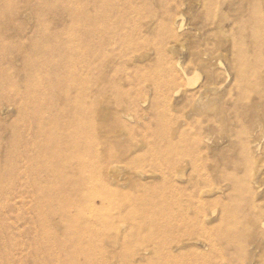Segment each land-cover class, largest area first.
Here are the masks:
<instances>
[{
	"label": "rangeland",
	"instance_id": "obj_1",
	"mask_svg": "<svg viewBox=\"0 0 264 264\" xmlns=\"http://www.w3.org/2000/svg\"><path fill=\"white\" fill-rule=\"evenodd\" d=\"M125 1L68 100L83 1L0 0V264H264V0Z\"/></svg>",
	"mask_w": 264,
	"mask_h": 264
},
{
	"label": "bare ground",
	"instance_id": "obj_2",
	"mask_svg": "<svg viewBox=\"0 0 264 264\" xmlns=\"http://www.w3.org/2000/svg\"><path fill=\"white\" fill-rule=\"evenodd\" d=\"M83 1V4H82V6L80 7V9H81V14H80V22H81V26H80V35H81V40H80V43H79V47L81 48V52H82V58H81V72H79V75H74V78L73 79H71V81L69 82V83H67V87H64V89H63V91H61L60 92V98L61 99H68L67 98V96L69 95L68 93H70V90H74V88H77V89H81V87H91L90 86V78H92L93 79V81L95 80L94 78H96V76L99 74V73H101V68L103 67L102 66V63L105 61L104 59H105V56L107 55V54H105V51H104V47H106L105 45H107V43L109 44V45H111L110 43H116V46L118 45V48H119V50L121 49H126V47H127V45L128 44H131V43H134V42H131V43H129V41H130V39H129V36H128V34L127 33H125V28H126V24H124L125 22L123 21V19L124 18H126V17H124L125 15H123V14H126V12L127 11H129V10H126L127 9V7L128 6H126L127 4H129L128 2L130 1H128V2H126L125 1V6H126V9H124V6H122V7H118L117 5H119V3L117 4V5H114V2H113V5H107V12H108V14H107V16H104L105 15V13L103 14V13H100L101 12V9H102V4H101V6H100V0H82ZM113 1V0H112ZM115 1V0H114ZM121 1V0H120ZM132 1H134V0H132ZM136 1V0H135ZM134 1V2H135ZM141 1V0H140ZM145 1V0H144ZM159 1V0H158ZM161 1H163V0H161ZM166 1V0H165ZM164 1V2H165ZM110 2V1H109ZM119 2V1H118ZM124 2V1H123ZM122 2V3H123ZM145 2H147V1H145ZM145 2H143V3H145ZM148 2H149V0H148ZM154 2V1H153ZM164 2L162 3V4H159L160 6L161 5H163L164 4ZM117 3V2H116ZM127 3V4H126ZM141 4H142V1L140 2ZM155 3H157V2H155ZM159 3H160V1H159ZM81 4V3H80ZM107 4H108V1H107ZM131 5L133 4V3H130ZM137 4H139L138 2H137ZM146 4V3H145ZM145 4L143 5V6H145ZM147 4H149V3H147ZM165 4H168V3H165ZM135 5V4H134ZM171 5V4H170ZM170 5L169 6H166V7H170ZM173 5V4H172ZM175 5V4H174ZM173 5V6H174ZM142 6V5H141ZM148 6V5H147ZM150 6H151V4H150ZM157 6V5H156ZM100 7H101V9H100ZM138 6H136V8H137ZM139 7H140V5H139ZM175 7V6H174ZM178 7V6H177ZM177 7H176V10H177ZM82 8H83V10H82ZM128 8H130V7H128ZM133 8V7H132ZM141 8V7H140ZM144 7H142V9H143ZM152 8V7H151ZM149 9H150V7H149ZM153 9V8H152ZM156 9V8H155ZM158 9H159V7H158ZM136 10V9H135ZM137 10H139V9H137ZM136 10V11H137ZM166 10V9H165ZM173 10V9H172ZM176 10H173V11H175L176 12ZM91 11H92V13H91ZM105 11V10H104ZM126 11V12H125ZM134 11V10H133ZM141 11H144V10H141ZM147 11H148V9H147ZM168 11H169V9H168ZM138 12V11H137ZM145 12V11H144ZM153 12V11H152ZM162 13L161 14H163V12L164 11H161ZM175 12H173L174 14H175ZM177 12H178V10H177ZM128 13V12H127ZM145 13H147V12H145ZM149 13V12H148ZM151 13V12H150ZM149 13V14H150ZM168 13H170L171 14V12H168ZM179 13V12H178ZM177 13V14H178ZM181 13V12H180ZM131 14V13H130ZM101 15H102V17H101ZM127 15V14H126ZM128 15H129V13H128ZM134 15H136V14H134ZM143 15V14H142ZM146 15V14H145ZM154 15V14H153ZM156 15V14H155ZM154 15V16H155ZM173 15V14H172ZM176 15V14H175ZM181 15V14H180ZM179 15V16H180ZM131 16V15H130ZM130 16H128V17H130ZM147 16V15H146ZM145 16V17H146ZM114 17H115V19H114ZM124 17V18H123ZM133 17V16H132ZM136 17V16H135ZM138 17H139V14H138ZM141 18H142V16H141ZM147 18V20H148V17H146ZM153 18V17H152ZM164 18H165V14H164ZM179 18V17H178ZM181 18H182V16H181ZM132 19V18H131ZM139 19V18H138ZM163 19V18H162ZM161 19V20H162ZM171 19V18H170ZM175 18L173 17V19H171V23H172V20H174ZM177 19V18H176ZM128 20V19H127ZM135 20V19H134ZM137 20V19H136ZM142 20H143V18H142ZM156 20V19H155ZM167 20V19H166ZM165 20V21H166ZM177 20H179V19H177ZM176 20V21H177ZM129 21V20H128ZM150 21H152V20H150ZM127 22V21H126ZM132 22V21H131ZM138 22V21H137ZM137 22L135 23V22H133V23H135V24H137ZM144 21H142V22H140V24L141 23H143ZM147 22V21H146ZM154 22V21H153ZM169 22H170V20H169ZM145 23V22H144ZM152 23V22H151ZM150 23V24H151ZM175 22H173V24H174ZM236 23V22H235ZM244 23V22H243ZM146 24V23H145ZM144 24V25H145ZM149 24V23H148ZM170 23H168V25H169ZM128 25V24H127ZM147 25V24H146ZM145 25V26H146ZM171 25V24H170ZM176 25V24H175ZM239 26H241V25H239ZM243 26H244V24H243ZM135 27V26H134ZM143 27V26H142ZM165 27H167V26H165ZM165 27L164 28H162V29H165ZM177 27V26H176ZM245 28H246V26H244ZM128 28V27H127ZM126 28V29H127ZM147 28V27H146ZM156 28V27H155ZM179 28H181V25H180V27ZM236 28H238V27H236ZM133 30H134V28H132ZM131 28L129 29V30H132ZM141 29V28H140ZM140 29H139V31H140ZM143 29V28H142ZM145 29V28H144ZM159 29V28H158ZM157 29V30H158ZM161 29V30H162ZM182 29V28H181ZM180 29V30H181ZM241 29H242V27H241ZM244 29V28H243ZM122 30H123V32H122ZM153 30V29H152ZM161 30H159V31H161ZM168 30V29H167ZM173 30H174V28H173ZM177 30H178V28H177ZM235 30H237V29H235ZM142 31V30H141ZM154 31V30H153ZM169 31V30H168ZM168 31H167V35H169L168 34ZM175 31V30H174ZM173 31V32H174ZM233 31V30H232ZM162 32H164L163 30H162ZM161 32V33H162ZM172 32V31H171ZM178 32H179V30H178ZM128 33H129V31H128ZM136 33H138V32H136ZM147 33H150V30H149V32H147ZM146 33V34H147ZM158 33V32H157ZM157 33H155V34H157ZM165 33H166V31H165ZM236 33V32H235ZM154 34V33H153ZM152 34V35H153ZM159 34H160V32H159ZM173 34V33H172ZM172 34H170V35H172ZM136 35V34H135ZM134 35V36H135ZM139 35V34H138ZM138 35H137V37H138ZM149 35V34H148ZM174 35H176V34H173V36ZM235 35V34H234ZM162 36V35H161ZM173 36H171L172 38H173ZM237 36H238V34H237ZM242 36V35H241ZM131 37H132V35H131ZM156 37H158V35L156 36ZM170 37V36H169ZM146 38V37H145ZM178 38V37H177ZM176 38V39H177ZM241 38V37H240ZM147 39H149V38H147ZM152 39H154V37H152ZM175 39V38H174ZM242 39V38H241ZM132 40H133V38H132ZM131 40V41H132ZM137 40V39H136ZM151 40V39H150ZM106 41H108V42H106ZM139 41V40H138ZM137 41V42H138ZM141 41V40H140ZM140 41H139V43H136L137 45L139 44L140 45ZM146 41V40H145ZM160 41V40H159ZM106 42V43H105ZM162 42H163V40H162ZM234 43V42H233ZM135 44V43H134ZM148 44V43H147ZM158 44V43H157ZM161 44V43H160ZM235 44V43H234ZM238 45L239 44H241L240 42L239 43H237ZM137 45L135 46V48L137 47ZM156 45V44H155ZM154 45V46H155ZM236 45V44H235ZM238 45L236 46L237 48H238V50H239V54H238V56H237V58H236V62H235V66H236V71H237V73H238V77H239V80L237 81V83H238V85L240 86V87H242V85H243V81H242V73H243V71H244V63L242 62V59L240 58V54H241V52H242V46L241 45H239V47H238ZM108 46V45H107ZM112 46V45H111ZM146 46V45H145ZM157 46H159V44L157 45ZM113 47V46H112ZM114 47H115V45H114ZM113 47V48H114ZM140 47V46H139ZM139 47H137V48H139ZM153 47V46H152ZM151 47V48H152ZM109 48H110V46H109ZM113 48H112V50H113ZM131 48V47H130ZM132 48H134V47H132ZM134 48V49H135ZM140 48H142V47H140ZM145 48V47H144ZM150 48V47H149ZM153 48H155V47H153ZM158 48V47H157ZM156 48V49H157ZM162 48V47H161ZM160 48V49H161ZM108 49V48H107ZM106 49V50H107ZM133 49V50H134ZM143 49V48H142ZM141 49V50H142ZM146 49V48H145ZM144 49V50H145ZM221 49V48H220ZM241 49V50H240ZM132 50V51H133ZM136 50H138V49H136ZM144 50H142V51H144ZM224 50V49H223ZM237 50V49H236ZM146 51H147V49L145 50V53H146ZM152 51V50H151ZM157 51H159V49L157 50ZM206 51V50H205ZM204 51V53H205V55H206V52ZM214 52H215V50H213ZM213 51H212V54H213ZM80 52V51H79ZM113 52V51H112ZM118 52V51H117ZM125 52H128V51H125ZM124 52V53H125ZM161 52V51H160ZM234 52V51H233ZM116 53V52H115ZM118 53H120V52H118ZM122 53H123V51H122ZM123 53V54H124ZM129 53V52H128ZM134 53H136V51L134 50ZM140 53H141V51H140ZM143 53V52H142ZM162 53V52H161ZM231 53H232V51H231ZM236 53V54H235ZM235 53H232L233 55L235 54V55H237V53L238 52H236L235 51ZM114 54V53H113ZM113 54H111V56H112V58L113 57H115V56H113ZM122 54V55H123ZM127 54V53H126ZM151 54V53H150ZM218 54V53H217ZM232 54H231V56H232ZM121 55V53L119 54V55H116V56H120ZM132 55H134L133 53H132ZM131 54H129V56H132ZM145 55H147V54H144V57H145ZM164 55V54H163ZM201 55V54H200ZM200 55H199V57H200ZM204 55V57H206ZM208 55H210V53L208 54ZM234 55V56H235ZM109 56V55H108ZM107 56V57H108ZM110 56V57H111ZM127 56V55H126ZM125 56V57H126ZM166 56V55H165ZM160 57L161 56H159V59H160ZM167 57V56H166ZM168 57H170V56H168ZM208 57H210V56H208ZM219 57V56H218ZM109 58V57H108ZM111 58V59H112ZM120 58H122V57H120ZM124 58V57H123ZM122 58V59H123ZM143 58V57H142ZM212 58V57H211ZM214 58V57H213ZM78 59H80V58H78ZM77 59V60H78ZM110 59V58H109ZM108 59V60H109ZM115 59V58H114ZM118 60H119V57L117 58ZM126 59V58H125ZM159 59H157V61L159 60ZM164 59H165V57H164ZM218 59H220V58H218ZM229 59V58H228ZM232 59V58H231ZM77 60H74V59H69V62L72 64V66H73V68H74V70L76 69L77 70V62L79 61H77ZM108 60H106L107 62H108ZM129 60V59H128ZM171 60V59H170ZM215 60V59H214ZM217 60V59H216ZM233 60V59H232ZM105 61V62H106ZM110 61V60H109ZM126 61V60H125ZM153 61V60H152ZM166 61V60H165ZM174 61V60H173ZM200 61V60H199ZM229 62H231L230 61V59L228 60ZM111 62V61H110ZM121 62V61H120ZM127 62H130V60L129 61H127ZM170 62V61H169ZM121 63H123V61L121 62ZM121 63H120V65L119 66H121ZM131 63V62H130ZM159 63V62H158ZM160 63H161V61H160ZM159 63V64H160ZM163 64H164V62H162ZM161 63V64H162ZM172 63V62H171ZM176 63V62H175ZM174 63V64H175ZM195 64H197L196 62H194ZM105 64V63H104ZM103 64V65H104ZM159 64H157V65H159ZM167 64V63H166ZM218 64H221V63H218ZM229 64V63H228ZM231 64V63H230ZM234 64V63H233ZM80 65V64H79ZM105 65H108V63L107 64H105ZM111 65V64H110ZM123 65V64H122ZM135 65V64H134ZM142 65V64H141ZM150 65V64H149ZM152 65V64H151ZM156 64H154V66H155ZM177 65V64H176ZM133 66V65H132ZM132 66H130L131 68H132ZM138 66V65H137ZM143 66H145V65H143ZM166 66V65H165ZM165 66H163V68L165 67ZM167 66H172V64L171 65H167ZM195 67H196V65H194ZM234 66V65H233ZM123 67H125V65L123 66ZM147 67H148V65H147ZM146 67V68H147ZM162 67V66H161ZM172 67H174V66H172ZM179 67H181V66H179ZM186 67V66H185ZM188 67V66H187ZM228 67H229V65H228ZM231 67H232V64H231ZM126 68V67H125ZM175 68V67H174ZM184 68V67H183ZM189 68H191V67H189ZM194 67H192L191 69H190V71L193 69ZM105 69V68H104ZM104 69H102V71L104 70ZM109 69V68H108ZM133 69V68H132ZM134 69H136V68H134ZM167 69V68H166ZM166 69H163V70H166ZM172 68H170V71H172L171 70ZM184 69H186L187 70V68H184ZM232 69H234V68H232ZM75 70V71H76ZM106 70V69H105ZM104 70V71H105ZM126 70V69H125ZM128 70V69H127ZM138 70V69H137ZM136 70V71H137ZM148 70V69H147ZM153 70H155L156 71V69H152V71ZM158 70V69H157ZM163 70H161L160 72H163ZM181 70H183L182 69V67H181ZM185 70V71H186ZM195 70H198V69H195ZM134 71V70H133ZM149 71V70H148ZM151 71V70H150ZM159 71V70H158ZM168 71H169V69H168ZM184 71V70H183ZM193 71V70H192ZM235 71V72H236ZM124 72V71H123ZM126 72V71H125ZM127 72H129V71H127ZM144 72H145V70H144ZM177 72V71H176ZM189 72V71H188ZM111 73H112V71H111ZM118 73V72H117ZM130 73V72H129ZM128 73V74H129ZM132 73V72H131ZM133 73H135V72H133ZM143 73V72H142ZM141 72H140V74H142ZM147 73V72H146ZM155 73H157V72H154V74ZM159 73V72H158ZM157 73V74H158ZM171 73V72H170ZM175 73V72H174ZM182 73V72H181ZM184 73V72H183ZM186 73V72H185ZM195 73V72H194ZM95 74V76H94V78H93V75ZM120 74H121V76H123V74L120 72ZM151 74H152V72L150 73V76H151ZM162 74H165V72L164 73H162ZM188 74H190V73H188ZM82 75H83V77H82ZM101 75H102V73H101ZM118 75V76H117ZM116 76L117 77H119V74H117ZM124 75H127V74H124ZM147 75H148V73H147ZM146 75V76H147ZM169 75V74H168ZM167 75V76H168ZM179 76H177L176 75V78L177 77H179L180 79H181V77H180V73L178 74ZM100 76V75H99ZM107 77H108V75H106ZM120 76V77H121ZM133 76V75H132ZM158 76V75H157ZM156 76V79H158V77ZM159 76H161V75H159ZM166 76V75H165ZM174 75L172 74V78H174L173 77ZM185 77H186V75H184ZM127 77V76H126ZM129 77V76H128ZM134 77H135V75H134ZM145 77V76H144ZM189 77V76H188ZM188 77H187V79H188ZM208 77V76H207ZM238 77H237V79H238ZM113 78V77H112ZM112 78H111V80H112ZM151 78H153V77H151ZM155 78V77H154ZM160 78H163V77H160ZM178 78V79H179ZM43 79H44V77L43 78H37V79H35V81H34V85L36 84V85H42L43 83ZM99 79H100V77H98V80H97V78H96V81L98 82L99 81ZM114 79H115V76H114ZM118 78H116V80H117ZM127 79V78H126ZM126 79H124V80H126ZM135 79V78H134ZM133 79V80H134ZM168 79H169V77H168ZM179 79V80H180ZM120 80V79H119ZM131 82H132V79H129ZM162 80V79H161ZM174 80H176V79H174ZM183 80V79H182ZM45 81H47V80H45ZM44 81V83L46 84V85H48L49 86V84L51 85V83H49V82H45ZM92 81V82H93ZM109 81V80H108ZM151 81V80H150ZM165 81V80H164ZM167 81V80H166ZM170 81V80H169ZM96 82V83H97ZM105 82V81H104ZM111 82H114V81H111ZM116 82V81H115ZM118 83H119V81H117ZM134 82V81H133ZM162 82H163V80H162ZM168 82V81H167ZM207 82V81H206ZM75 83L77 84V86L75 85ZM95 83V84H96ZM105 83H107V82H105ZM109 83H110V81H109ZM123 83V82H122ZM125 83V82H124ZM140 83V82H139ZM138 83V84H139ZM148 83H150L149 81H148ZM157 83V82H156ZM161 83V82H160ZM172 83V82H171ZM176 83H178V82H176ZM179 83H180V81H179ZM79 84L81 85V87H78L79 86ZM94 84V85H95ZM98 84V83H97ZM112 84V83H111ZM120 84V83H119ZM119 84H118V86H119ZM127 84V83H126ZM126 84H122V85H126ZM129 84V83H128ZM127 84V85H128ZM163 84V83H162ZM165 84V83H164ZM169 84H170V82H169ZM33 85V86H34ZM36 85L34 86V87H31L32 89H34L35 91H37L38 89L40 90V89H45V90H48L47 88H52V87H40V86H38V87H36ZM114 85H115V83H114ZM131 85V84H130ZM135 85V84H134ZM137 85V84H136ZM141 85V84H140ZM145 85H146V82H145ZM147 86V85H146ZM156 86V85H155ZM161 86V85H160ZM164 86V85H163ZM94 87V86H93ZM96 87V86H95ZM98 87V86H97ZM107 87H109V85L107 86ZM111 87V86H110ZM115 87V86H114ZM119 87H121V86H119ZM131 87H132V85H131ZM134 87V86H133ZM147 87H149V86H147ZM165 87H168V85H167V83L165 84ZM173 87V86H172ZM263 87H264V82L261 80L260 81V83H259V87H258V94L260 95V96H264V89H263ZM238 88V87H237ZM50 90V89H49ZM19 91V90H18ZM198 91H200L199 89H198ZM202 91V90H201ZM16 92V91H15ZM38 92H40V91H38ZM72 92V91H71ZM17 93V92H16ZM190 93V92H189ZM71 94V93H70ZM199 94H201V93H198V95ZM17 95H18V93H17ZM189 96V95H188ZM190 96H192V94H190ZM194 96V95H193ZM196 96H197V94H196ZM200 96V95H199ZM202 96V95H201ZM200 96V97H201ZM198 97V96H197ZM69 98H71V97H69ZM262 98V97H261ZM19 99V98H18ZM264 99V98H263ZM69 100V99H68ZM68 100H65V101H68ZM68 150V149H67ZM75 151V150H74ZM79 151V150H78ZM71 152V151H70ZM80 152V151H79ZM12 168H15L14 166L12 167ZM9 175H11L12 177H13V179L14 180H18V178H17V176L13 173V175L12 174H9ZM2 257H3V259H2V261L4 260V262H6V261H8V257L7 256H4V255H1ZM202 256L203 255H199L198 257H196L195 258V260L196 261H199L201 258H202Z\"/></svg>",
	"mask_w": 264,
	"mask_h": 264
}]
</instances>
